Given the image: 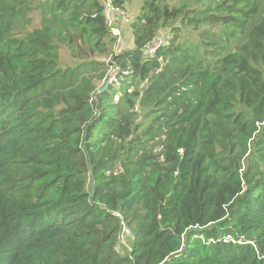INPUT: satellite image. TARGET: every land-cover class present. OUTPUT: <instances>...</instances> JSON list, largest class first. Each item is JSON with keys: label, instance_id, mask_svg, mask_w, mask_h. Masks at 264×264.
Returning <instances> with one entry per match:
<instances>
[{"label": "trees", "instance_id": "16d2710c", "mask_svg": "<svg viewBox=\"0 0 264 264\" xmlns=\"http://www.w3.org/2000/svg\"><path fill=\"white\" fill-rule=\"evenodd\" d=\"M129 26L126 49L100 0H0V264H264V0Z\"/></svg>", "mask_w": 264, "mask_h": 264}, {"label": "built area", "instance_id": "2783aa9c", "mask_svg": "<svg viewBox=\"0 0 264 264\" xmlns=\"http://www.w3.org/2000/svg\"><path fill=\"white\" fill-rule=\"evenodd\" d=\"M102 11L106 22L109 26L112 36H114L118 43H123L125 28L130 25L132 19L125 4L129 0H100ZM121 1V3H120ZM170 34L167 31H162L156 35L148 44H146L141 52L143 56L151 57L156 50L163 45L169 43ZM110 81H116L115 74L109 78Z\"/></svg>", "mask_w": 264, "mask_h": 264}, {"label": "rangeland", "instance_id": "374dc122", "mask_svg": "<svg viewBox=\"0 0 264 264\" xmlns=\"http://www.w3.org/2000/svg\"><path fill=\"white\" fill-rule=\"evenodd\" d=\"M143 1H144V0H129V1L125 4L126 8L128 9V11H129V13H130L129 15L131 16V19H134L135 16L138 14V12H139V10H140V7H141V5H142V3H143ZM164 1H165V2H168V3H170V4L172 5V4H175L178 0H164ZM127 27H128V26H127ZM127 27H126V32H125L124 37H123V44H125L124 47H125L126 49H129V48H131V47L133 46V43H132V36H131V33L129 32L130 28L127 29ZM129 27H130V26H129ZM170 30H171L170 27H168V28H163V29L161 30V32H162V31H169V32H170ZM127 31H128V34H127ZM66 59L69 61L68 56L66 55V53H64V54H63V60H66ZM118 95H119V94H116V95L114 96V99H115V100H117ZM137 109H138V108H136V110H137ZM138 113H139L138 121L141 122L143 119H142V116L140 115L141 113H140L139 109H138ZM130 237H131V236H130V234H129V232H128L127 229L122 230L121 235H120V239H119V243H118V245H117V247H116L117 251H119V252H123V251H124V248H126L127 245L129 244V239H130Z\"/></svg>", "mask_w": 264, "mask_h": 264}, {"label": "water", "instance_id": "95a60500", "mask_svg": "<svg viewBox=\"0 0 264 264\" xmlns=\"http://www.w3.org/2000/svg\"><path fill=\"white\" fill-rule=\"evenodd\" d=\"M120 51V49H118L116 52ZM109 82H106L105 85L103 87L100 88V92L103 91L107 86H108Z\"/></svg>", "mask_w": 264, "mask_h": 264}]
</instances>
